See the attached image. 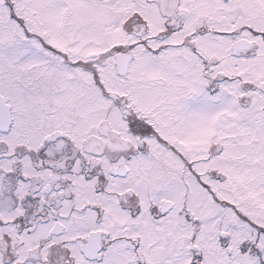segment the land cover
Masks as SVG:
<instances>
[{"label": "snow or ice", "instance_id": "obj_1", "mask_svg": "<svg viewBox=\"0 0 264 264\" xmlns=\"http://www.w3.org/2000/svg\"><path fill=\"white\" fill-rule=\"evenodd\" d=\"M0 264H264V0H0Z\"/></svg>", "mask_w": 264, "mask_h": 264}]
</instances>
